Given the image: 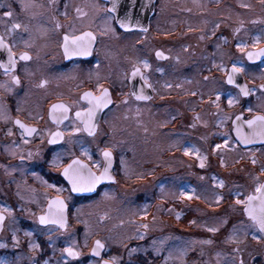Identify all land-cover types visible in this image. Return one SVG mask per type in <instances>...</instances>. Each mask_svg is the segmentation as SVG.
Segmentation results:
<instances>
[{
    "label": "flooded vegetation",
    "instance_id": "obj_1",
    "mask_svg": "<svg viewBox=\"0 0 264 264\" xmlns=\"http://www.w3.org/2000/svg\"><path fill=\"white\" fill-rule=\"evenodd\" d=\"M5 3L13 2L14 0H4ZM37 4L47 5L48 0H34ZM122 4H126V0H121ZM201 3L208 5L207 11L197 9L193 0H153L155 7L148 11L146 16L141 19V22L148 27L149 31L145 36L142 33L123 34L120 40L110 39L99 34V27L102 23L103 12L94 13L91 7L86 5H92L100 3L104 6H108V0H60L59 11L63 12L64 4H68L67 12L69 17L75 16V7L80 6L88 13V17L85 18L83 23L76 22L75 35H79L81 31H93L97 35V41L93 45V53L89 57L73 58V60H64L61 54L58 53L56 47L57 41L62 39L65 29H61L59 33L51 31L52 24L50 22L49 12H44V9L37 8L33 11L37 13H43V15H37L35 18L29 20L26 16L20 15V19L30 24L33 33L36 37L37 47L32 50L33 60L29 64V70L33 73L30 78H25L23 71L18 73L22 78L24 87L16 89L12 95H8L0 91V106L6 107L12 118L17 116L16 107L19 104L25 111L21 112L20 118L25 120L26 123H30L25 118L28 111L38 110L45 117L40 120L38 124H34L36 127L45 128L49 127L51 130H56V126L51 125L50 122L46 124L47 109L49 103H56V93H64L65 99L69 95L78 96L80 92L89 90L95 85V79L89 83L84 73L90 68H95L96 64H99V74L102 78L106 77V80L102 79L104 87H107L112 94L114 104L110 106V110L106 109L101 114L102 118L99 121V133L98 137L105 143H115L117 145L114 150L113 160V175L117 179L115 184H103L98 186V191L92 194L77 195L72 194L69 204V224L77 225L76 233L81 234L82 228L81 222L90 221L93 218L98 219L103 216L104 209H111L113 212L123 213L124 215L131 216L132 221H140L146 223V221L153 222V216L157 219H162L164 222L171 216V202L168 198V191L172 189H180L181 184H187L188 175L198 173L199 168L198 161L194 156H184L182 150L178 148H170L169 146L174 142H179L181 146L189 147V144L197 149L200 147V143H213L216 139L219 140L221 134L227 133L231 128V122H227L225 127L217 128L215 126L216 116L213 113L216 109L212 107L207 101L209 95L212 94L214 99V92L220 91L222 93L231 92L233 95L237 94V90L231 88L228 85L222 83L224 76L222 73L211 68L212 53L216 51L214 42L216 37L212 40H205L203 42L197 39L198 32H189V26L193 28H199L203 26V21H208L206 30H210L213 26V22L220 21L223 16H231V19L221 23L220 29L217 30L216 36L223 35L228 38L229 43L222 45L220 51L230 53L235 59L239 56L235 50V39L248 40L251 35H259L261 29H264V24H252L249 21L264 18V12L260 10L257 0H245V2L251 3L254 7V11H247L237 7V0H220L219 7L216 6L215 0H200ZM191 8L192 11H183L182 9ZM14 11L19 13V4L14 3ZM2 13V10H0ZM240 14V18L245 21V29L247 35L242 31L237 34L234 39L232 36V28L236 26V14ZM62 24L66 23L63 16L58 17ZM49 29L46 36L41 34L42 29ZM161 33L171 31L172 35L158 34L157 30ZM0 26V31H2ZM210 34V33H209ZM143 37L142 43L136 44L137 39ZM135 45V48H133ZM187 46L189 51L187 53L182 51V47ZM161 50L166 56H169L168 60H156L155 50ZM40 52V58H36V52ZM179 56L180 62L177 63L175 57ZM126 57L128 59H126ZM208 57V59H203ZM147 59L152 68L148 75L151 78L152 83L156 87V92L146 90L153 98L150 101H135L129 98L128 105L120 104V101L124 99L121 95L127 94L130 91L128 82L124 80L125 72L130 68V60L134 59ZM225 62L228 63V57L225 56ZM219 62V56L216 57ZM246 67V73L241 75L244 83L251 87L247 81L249 77H259L261 69H264V62L257 61L255 64H250L248 61H243ZM230 67V64H228ZM157 68H162L163 72L156 71ZM83 69V72L80 70ZM71 73L77 75L76 80L58 79L62 74ZM209 76V80L204 81L203 77ZM41 78H47L50 80V84L47 89H39L34 87ZM5 77L0 74V82ZM83 80L84 84L76 90L75 85ZM187 81H191L188 83ZM165 82L171 83L172 88H165L162 85ZM135 87H139V80L135 82ZM264 83V81H262ZM176 84H181V88H176ZM72 90L69 93V90ZM258 89V86L256 87ZM185 91H196L197 96L184 95ZM199 93H203L204 103L200 102ZM163 95L162 100L160 96ZM240 103L237 104L240 107H251L255 103L264 104V96L259 91L256 94L249 97H239ZM188 101L189 103H185ZM70 102V101H67ZM221 107L224 109L225 114H232L233 118L237 114L235 111L237 105L229 109L227 106V99L224 95L220 101ZM119 105V107H117ZM141 109L139 117L136 115V109ZM194 108V111H193ZM200 114L202 121L208 122V127L205 128L202 124H197L195 127H189L193 123V116ZM128 118L125 119L124 117ZM172 116L176 119L172 120ZM244 116V114H243ZM249 116V115H248ZM247 116V117H248ZM245 117V116H244ZM245 117V118H247ZM139 120V123H138ZM107 121V122H106ZM162 121H170L165 127H159L158 125ZM68 122L66 121L65 124ZM8 127H12L11 124H4L0 122V164H12L19 165L18 160H12L8 157L4 148L6 145L11 144L12 140H16L19 143V133L13 137L5 135ZM61 128L64 125L60 126ZM148 131L145 132L144 128ZM14 131H16L14 129ZM206 137V139H204ZM83 141H90L91 138L83 135ZM234 141V137H233ZM40 144L39 138L32 142L30 145H20L21 149L27 153L29 149L33 152L36 150V146ZM85 147L89 148L92 157L91 162L100 161L101 157L96 151V145L85 143ZM103 143L101 144V147ZM239 147V146H238ZM48 159H51L54 151H63L60 145L56 146H44ZM67 148V145H64ZM262 148V146L250 147ZM200 150V149H199ZM203 153V148L201 149ZM247 150V149H246ZM72 151L76 156L82 160L84 157H80L79 147H73ZM123 157L125 164L124 167L134 172H152L143 182H137L135 180L127 181L124 178L123 170L121 168L120 159ZM72 157L64 152L63 160L68 162ZM85 162H89L85 160ZM24 167L27 172L24 176H21L19 172L13 174V177H7L4 175L3 169L0 168V207H10L13 209V215L19 222V227L22 229L19 233L22 240L21 255L26 257L27 247L26 239L23 236V230H33L39 226L34 223L29 213L40 214L41 207L46 205V201L43 199L45 192L49 197L56 195L53 189H45L38 181H36L31 175L32 172L44 177L50 183L55 184L57 187H68L67 182L63 180L59 173L49 169L46 163L34 160L29 163L27 160L24 162ZM95 171V169H93ZM27 181V185H24V181ZM174 180V181H173ZM21 184V193L26 197L32 195L31 192L25 191V187L35 189V195L39 201L41 207H38L36 203H26L21 201L16 195V184ZM175 183V184H174ZM174 184V185H173ZM163 185L164 191L161 192L160 186ZM135 189V191H133ZM181 190V189H180ZM109 192L114 198L104 200L101 198L103 192ZM64 196H68L66 191ZM123 198V199H122ZM122 201V202H121ZM112 203V205H111ZM146 207L147 219L142 217L145 212L142 211ZM21 207L29 210L28 213L21 212ZM77 209L80 211L77 212ZM102 212V213H101ZM110 212V211H109ZM77 219L80 221L77 222ZM155 220V221H156ZM200 219H197L199 223ZM69 227V229H70ZM79 228V229H78ZM142 232L144 231L141 229ZM169 230V229H168ZM152 231L145 233V238L139 241H129L128 248H139V251L133 254L131 257V264H163L164 257L168 255L172 246V239L166 241L164 250L159 255L153 254V241L155 238L173 237L171 231ZM69 231V230H68ZM68 231L64 234L53 233V241L57 239L55 243L56 252L53 255L51 248L47 247L48 241L43 235H37L34 238L41 243L48 256H53V264H55V257L59 256V249L66 245L61 244L60 239L68 234ZM175 232V231H174ZM170 234V235H169ZM178 234V233H176ZM8 236V243H10V234L4 233ZM184 242L188 238L187 235L181 236ZM180 242H183L180 239ZM93 243V242H92ZM130 243H133L130 245ZM89 245V244H88ZM78 246L84 253L80 261H70V264H88L90 260H94V257L88 255L90 251V245L88 248H84L80 243ZM170 248L169 250H167ZM200 247H195L194 250L188 252L187 262L188 264H203L205 256L201 257L199 253ZM264 250V249H261ZM4 251V250H1ZM105 259L112 255H118L122 257V264H128L129 256L127 249L124 246H108L102 253ZM245 264H260L259 261H255L249 258L245 252L242 253ZM211 259V256H210ZM250 260V261H249ZM21 264H27L26 259L21 260ZM169 264H174L170 261ZM211 264V262H210ZM213 264V262H212Z\"/></svg>",
    "mask_w": 264,
    "mask_h": 264
},
{
    "label": "snow or ice",
    "instance_id": "obj_2",
    "mask_svg": "<svg viewBox=\"0 0 264 264\" xmlns=\"http://www.w3.org/2000/svg\"><path fill=\"white\" fill-rule=\"evenodd\" d=\"M14 3L19 4V13L14 11ZM13 2L5 3L4 0H0V74L5 79L0 82V91L8 95H12L16 89L24 87L22 78L18 74L21 71L24 73L25 78H30L33 73L29 70V64L33 60L32 50L37 47L36 37L33 33L29 23L24 22L19 17L20 15L26 16L29 20L35 18L37 15H43V13H37L33 9L41 8L44 12L51 13L49 19L52 24L51 31L59 33L61 29H65L62 39L57 41L56 47L59 50L57 54H61L64 60H73V58L89 57L93 53V45L97 41V35L93 31H81L79 35H75L76 22L83 23L85 18L88 17V13L84 11L80 6L75 7V16L69 17L67 12L68 4H64L65 11H59L60 0H48L47 5L37 4L34 0H14ZM220 0H215V4L219 7ZM260 10L264 12V0H257ZM193 4L197 9L207 11L208 5L201 3L200 0H193ZM91 7L94 13L103 12L102 23L99 27V34L110 39L120 40L123 34L142 33L147 35L149 29L142 22L141 19L146 16L148 11H151L155 5L153 0H126V4H122L121 0H108V6H104L100 3L86 5ZM237 7L245 9L247 11H254V7L251 3L245 2V0H237ZM183 11L191 12V8L182 9ZM59 16H63L66 23L62 24ZM231 19V16H223L220 21L213 22V26L210 30H206L208 21H203V26L199 28H193L189 26V32H198L197 39L201 42L205 40H212L216 37L214 42L216 51L212 53L211 68L208 69L211 72L215 69L217 72L223 74L224 79L222 83L228 85L231 88L237 90V94L233 95L230 91L222 93L215 91L212 98V94L209 95L207 101L212 107L216 109L213 115L216 116L215 126L219 128L225 127L227 122H231V128L227 133H220L223 137L222 143H216L212 147L211 152L216 155L218 151L223 153L224 151H235L238 146H243L250 153L247 159L251 165L255 168L258 164L256 158V151L264 149V104L259 106L260 110H256L252 107L244 109L249 116L245 118L243 113L235 115L225 114L224 109L221 107L220 101L222 95L227 99V106L229 109L240 103L239 97H249L256 94L258 90L262 96H264V83H261L256 88H250L246 84H240L238 77L246 73V67L243 63L244 60L250 64H255L257 61L264 62V29H261L259 35H251L249 39H235L237 34L242 31L247 35L245 29V21L240 18V14H236L235 24L232 28V36L235 39V50L239 53V56L233 59L230 53L220 51L222 45L229 43L228 38L220 35L216 36V32L221 27V23ZM252 24H264V18L249 21ZM49 29L44 28L41 34L46 36ZM158 34L165 36L172 35L171 31L161 33L157 30ZM210 33V34H209ZM143 37L136 40V44L142 43ZM135 48V45H133ZM182 51L187 53L189 48L187 46L182 47ZM36 58H40V52H36ZM219 56V62L216 57ZM225 56L228 57V63L225 62ZM156 60H168L169 56H166L163 51L155 50ZM126 59H128L126 57ZM208 59V57H203ZM177 63L180 62L179 56L175 57ZM130 68L124 74V80L128 82L130 91L127 94L121 93L124 99L120 101L122 105L129 104V98L135 101H150L152 96L148 94L146 90L156 92V87L152 83L150 76L148 75L152 66L147 59H134L130 60ZM230 64V67L228 66ZM97 70L89 69L84 75L89 83L95 79V85L89 90L82 91L78 96L69 95L67 102L64 93L57 92L56 103H49L47 109L46 124L50 122L51 125L56 126V130H51L49 127L40 128L34 126L45 117L38 110H32L27 112L26 120L30 123H26L25 120L20 118V113L25 111L19 104H17L16 112L17 116L13 119L9 110L6 107L0 106V122L4 124H11L12 127H8L5 135L13 137L16 132L19 133V143L16 140H12L11 144L6 145L4 148L5 154L12 160H18L19 165L12 164H0V168L3 169L4 175L7 177H13V174L19 172L21 176H24L27 169L24 167V162L27 160L29 163L34 160H38L47 164L49 169L59 173V176L67 182L68 187H57L55 184L50 183L44 179L43 176L32 172L33 178L40 183L45 189H53L56 193L54 197H49L45 192L43 199L46 201V205L41 207L39 201L35 195V189L25 187V191L31 192L32 195L26 197L20 191L21 184L17 183L16 195L21 201L26 203H36L38 207H41L40 214L29 213L34 220V223L39 227L33 230H23V236L26 239V247L28 255L26 257L20 254L22 247V240L19 235L21 228L19 222L13 215V209L7 206L0 207V249L6 250L8 254L0 257V264H21L22 259L27 260V264H53V256H48L45 247L37 242L34 238L37 235H43L48 241L47 247L51 248L53 255H55L56 248L55 243L52 240L53 233L64 234L69 230V204L72 194L85 195L92 194L98 191V186L103 184H115L117 183L116 177L113 175V160L114 150L117 145L115 143H105L98 137L99 133V121L102 118L101 114L106 109L110 110V106L114 104L112 94L107 87L103 86L102 78L99 74V64L95 65ZM83 72V69L80 70ZM156 71L163 72L162 68H157ZM77 75L71 73L62 74L58 79L76 80ZM139 80V87H135V81ZM204 81L209 80V76L203 77ZM254 79L264 81V69H261L259 77L253 78L250 82L254 83ZM191 83V81H187ZM50 84V80L47 78H41L34 87L39 89H47ZM84 84L81 80L80 83L75 85L76 90H79ZM162 87L172 88L171 83L165 82ZM176 88H181V84H176ZM71 89L69 93H71ZM184 95L197 96L196 91H185ZM200 102L204 103L203 93H199ZM160 98L163 100L164 96ZM185 103H189L185 101ZM119 107V105H117ZM194 111V108H193ZM141 109H136V115L139 117ZM125 119L128 117L125 116ZM176 117L172 116V120ZM193 123L189 127H195L197 124H202L203 127H208L207 121H202L200 114L193 116ZM68 122L65 124V122ZM107 122V121H106ZM170 121H162L158 125L159 127H165ZM139 123V120H138ZM64 125L63 128L60 126ZM14 129L16 131H14ZM144 131L148 129L145 127ZM234 134V142H233ZM86 135L91 138L90 141H83L82 137ZM37 138L40 140V144L36 146L35 152L31 149L25 152L21 149L20 145H30ZM206 139V137H204ZM85 143L95 144L96 151L101 157L100 161L91 162L92 157L89 148L85 147ZM103 146L101 147V144ZM259 144L262 149L253 150L249 146ZM56 146L60 145L61 151H54L51 159L47 158L44 146ZM67 145V148H64ZM73 147H79L80 157H84L85 160L76 156L72 151ZM170 148H178L182 150L184 156L192 157L198 161V167L203 169L206 166L208 157L203 155L199 149L193 147H184L179 142H174L169 146ZM68 153L72 158L68 162H64L63 153ZM246 157L242 155L240 160ZM240 160H236L235 163H239ZM121 168L125 180H135L137 182H143L152 172H134L124 167L125 161L123 157L120 159ZM220 166L225 167L226 163L223 155L220 156ZM95 169V171L93 170ZM250 177V190L246 193L235 192L234 199L230 208L232 211L237 212L240 215V219L237 222L232 223L231 227L227 231V235L220 243L231 247L230 252L222 254L220 251L214 253V259L216 264H245L242 253L243 249L240 247L251 235V239L264 249V180L260 177H264V164L259 165V175L249 173ZM200 179H204L200 177ZM213 187L224 188L225 184L223 180H217L212 177ZM24 185H27V181H24ZM161 192L164 191L163 185L160 186ZM68 192V196H64V192ZM135 191V189H133ZM179 197L186 200L203 199L206 203L214 204L219 207L224 196L221 194H213L211 200L207 197L196 195L195 193H188L181 191ZM242 197V198H241ZM101 198L104 200L113 199L114 197L107 191L101 194ZM146 207L142 209L145 212L142 219H147ZM21 212L28 213L29 210L21 207ZM80 210L77 209V212ZM171 211V209H169ZM180 213H176V219H180ZM100 221L104 220V216H101ZM156 217L153 216V222ZM77 222L80 221L77 219ZM85 223V242L83 247L88 248L87 238L90 235L87 222ZM195 225V220L190 221ZM229 220L227 217L215 218L213 223L203 225L204 231L210 233L211 236L199 240L185 241L184 245L177 246L170 250L168 255L164 257L163 264H169L173 261L174 264H188L187 256L188 252L194 250V245H199V255L203 257L205 255V247H211L216 243L213 239L222 228L228 225ZM150 225L148 223H141L136 226V232L127 237L128 240L137 239L143 240L145 233L149 230ZM143 229L144 231H140ZM4 233L10 234V243H8V236ZM172 237H165L159 241H153V254L159 255L164 250V245L167 240ZM175 239H179L176 237ZM123 244V240L120 241ZM124 247L127 249L129 256L128 264H131V257L133 254L139 251V248H128L126 244ZM106 250V244L100 239L93 241L89 256L94 257V260H90L88 264H122V257L118 255L109 256L104 258L102 253ZM59 256L55 257V264H70V261H80L84 254L81 248L77 245L73 239L67 246L59 249ZM256 255L261 257L260 264H264V250H258ZM227 256V258H225ZM251 259L255 257L252 253H249ZM203 264H210L209 260H204Z\"/></svg>",
    "mask_w": 264,
    "mask_h": 264
},
{
    "label": "rangeland",
    "instance_id": "obj_3",
    "mask_svg": "<svg viewBox=\"0 0 264 264\" xmlns=\"http://www.w3.org/2000/svg\"><path fill=\"white\" fill-rule=\"evenodd\" d=\"M253 78L255 77H249L247 78V81L250 83L251 87L256 88L262 83V81L259 79H254V83L250 82ZM260 105V103H255L251 107L256 110H260ZM245 108L237 105V109L235 112L237 114L243 113L244 116L247 117L249 114L244 111ZM222 140L223 137L221 135L219 140L216 139L213 143L206 142L204 143V145L200 143V152L202 153L201 149L203 148L202 154L208 157L206 166L205 168L200 169L198 173L189 174L187 182L188 185L185 184L186 182L184 184H179L181 190L172 189L168 191V198L171 202V216L167 218V221L164 222L162 219H157L154 222L146 221V223L150 225V228L146 233H148L150 230L155 232L157 230L165 231L169 229L168 231H171V234L174 237L172 238V246L170 248L174 249L177 246L182 247L184 245V239L181 237L183 234L188 236L186 241L208 238L209 236H211V234L204 231L203 225L205 223H213L215 218L227 217L229 220L228 225L222 228L221 231L215 237H213L216 243L211 247H205V260H209L211 264L212 262L213 264H216V261L213 258L216 251H220L222 252V254H227L228 252H230L231 247H233L226 246L220 243V241H222L223 238L227 235V231L231 227L232 223L237 222L241 218L237 212L232 211L230 208V205L235 198L233 194L235 192L246 193L248 190H250L251 181L249 173L259 175V165L264 164V149L262 148L253 149H262L261 151H256L258 164L255 168L247 159V156L250 155L248 150L242 149L240 147H237L235 151H224L223 153L218 151L216 155H213L211 152L212 147H214L216 143H222ZM189 147L192 146L189 144ZM221 155H223L224 157L226 163L225 167L220 166ZM242 155H244L246 158L240 160V157ZM236 160H240V162L235 163ZM200 177H203L204 179H200ZM212 177H215L217 180H223L225 184L224 188L221 189L213 187ZM260 178L264 180V177ZM181 191L195 193L196 195L207 197L209 200L212 199L213 194H221L224 196V199L221 201L219 207H217L214 204L206 203L203 199H193L190 201L182 199L179 197V193ZM104 210L103 221H100L99 218H93L90 221H85L87 222L88 229L90 231V235L87 238V243L90 246L96 239L104 241L108 246L118 247L124 246V244L129 245V241H139L137 239H127V237L132 236L136 232V226L141 224V222L138 220H131V216L134 213L124 215L123 213L113 212L111 209L105 208ZM176 213L181 214L179 220L176 219ZM197 219H200L199 223H196L195 225L190 223V221L192 220H195L197 222ZM81 225V234H77L75 232L76 227H78L77 225H71L68 234L60 239V241L62 242L61 244L67 246V244L71 243L74 239L77 245L80 243L84 245L85 223L81 222ZM176 237H179V239H175ZM161 239L163 238H155L154 241H159ZM180 239L183 242H180ZM56 240L57 239H55L54 242ZM121 240H123V244L120 243ZM131 244L133 243H130V245ZM195 247L200 246L194 245L193 248ZM240 247L244 250L243 252H245L246 255L252 253V256L255 257L253 260L259 262L261 261V257L256 255V252L258 250H261V246L251 239V235H249L248 239ZM170 248H168L167 250H169ZM1 250L2 249H0V257L8 254L6 250ZM19 251L20 254L21 252H23L22 247ZM225 258H227V256H225ZM221 264H223V261L221 262Z\"/></svg>",
    "mask_w": 264,
    "mask_h": 264
},
{
    "label": "water",
    "instance_id": "obj_4",
    "mask_svg": "<svg viewBox=\"0 0 264 264\" xmlns=\"http://www.w3.org/2000/svg\"><path fill=\"white\" fill-rule=\"evenodd\" d=\"M238 80H239V83H240V84H245V83H244V80H243V78H242L241 76L238 77ZM233 137H234V134H233ZM234 140H235V138H234ZM255 146H261V145L256 144V145H251V146H249V147H255ZM239 147L242 148V149H245L243 146H239ZM87 195H89V194H87Z\"/></svg>",
    "mask_w": 264,
    "mask_h": 264
}]
</instances>
